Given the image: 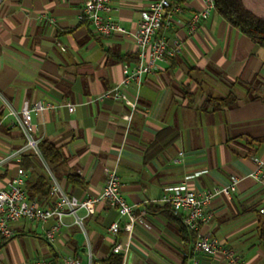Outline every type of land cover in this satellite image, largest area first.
<instances>
[{
	"label": "crops",
	"instance_id": "obj_1",
	"mask_svg": "<svg viewBox=\"0 0 264 264\" xmlns=\"http://www.w3.org/2000/svg\"><path fill=\"white\" fill-rule=\"evenodd\" d=\"M154 1L110 0L105 15L133 31ZM82 2L0 0V187L16 174L27 150L18 124L23 102H49L57 108L32 116L33 137L57 147L61 160L47 165L38 156L23 169L24 187L43 174L81 201L101 194L104 170L113 168L136 220L131 232L112 234L109 225L122 226L125 219L101 201L91 212L76 209L80 224L66 214L47 241L43 231L53 220L42 225L19 219L10 238L0 236V264H61L65 258L109 264L112 254L121 255V264H190L192 242L180 237L166 196L180 184L201 192L234 179L231 198L210 200L212 217L200 232L233 250L236 264H264L257 234L264 185L249 176L253 158L264 161V47L214 7L190 31L191 14L205 3L181 0L171 25L158 31L171 53L156 61L139 87H125L137 96L131 112L120 100L98 97L122 79L124 65L136 62L137 48L130 36H97L78 19ZM174 40L179 48L173 52ZM228 95L233 105L204 107L207 99ZM66 104L73 105L71 112ZM115 244L122 253L113 252ZM197 258L200 264H230L221 254Z\"/></svg>",
	"mask_w": 264,
	"mask_h": 264
},
{
	"label": "built area",
	"instance_id": "obj_2",
	"mask_svg": "<svg viewBox=\"0 0 264 264\" xmlns=\"http://www.w3.org/2000/svg\"><path fill=\"white\" fill-rule=\"evenodd\" d=\"M203 1L205 3L204 7L193 12L190 16L188 22L190 31L194 30L198 22L205 20L214 7L213 0ZM110 9V0H83L78 12V19L88 23L97 36L119 33L130 36L133 40L137 48V61L131 67L124 65L122 79L98 97V99L111 97L120 100L133 112L136 110L137 96H129L125 87L131 82L139 87L143 76L152 72L155 68L156 61L170 52L167 50L165 40L158 35V31L162 27L168 28L173 22V15L179 12L181 8L178 0H156L141 12L133 31L126 30L115 20L105 15ZM39 17H43V15L41 14ZM174 46L173 52L179 48L178 40H174ZM66 106L68 111L73 110V105L66 104ZM56 108L57 105L49 102H23L19 111L18 124L24 135L27 149L31 148L39 154L37 141L33 137L35 125L32 122V116ZM123 118L129 121L131 113L124 115ZM179 156H182V153H179ZM180 158L174 160L179 162ZM253 161L255 162V168L249 176L264 185V161L258 158H253ZM104 171L105 181L99 196L76 201L69 198L57 182L52 181L49 197L53 201L49 205H44L28 198L24 187L25 172L23 169L18 168L7 186L0 187V236L10 238L13 235L11 223L19 219L39 222L42 225L53 220L43 231L44 239L52 241L65 224L66 214L74 216V222L80 224V220L75 215L76 209L84 208L91 212L94 206L101 201L116 208L119 216L125 219L122 226L118 222H113L109 225L108 230L112 234H116L120 229L131 232L136 220L133 205L128 203L122 195L121 181L116 170L105 168ZM235 191L236 180L234 179L229 185L213 187L210 190L201 192L191 190L186 185L180 184L172 187L171 192L166 196L165 200L170 205L173 213L181 215L182 223L196 234L190 249V264H200L197 258L198 254H221L224 260L230 264L237 263L233 250L226 248L215 237L200 232L201 226L209 222L212 217V213L207 209L210 200L216 195H223L229 199ZM258 213L264 216V204L259 207ZM112 250L116 253L123 252L119 244H115ZM34 264L47 263L37 261ZM61 264H80V261L77 258H65Z\"/></svg>",
	"mask_w": 264,
	"mask_h": 264
},
{
	"label": "trees",
	"instance_id": "obj_3",
	"mask_svg": "<svg viewBox=\"0 0 264 264\" xmlns=\"http://www.w3.org/2000/svg\"><path fill=\"white\" fill-rule=\"evenodd\" d=\"M181 0H178V3ZM215 10L233 27L241 33L249 37L252 41L264 47V3L258 0H213ZM137 61V60H136ZM235 102V98L227 96L225 98L215 99L209 98L204 102V107L207 105L213 106H230ZM24 137V135H23ZM26 142V141H25ZM39 154L33 149L28 148L21 155V169H28L33 165V160L41 157L47 165L55 164L61 160V154L57 147L48 141L40 140L37 142ZM51 187L50 180L43 174H37L32 182L25 185V191L29 199L36 200L42 204L44 200L49 198V189ZM169 214L173 216L177 223V231L180 237L187 245L189 241L192 243L196 238V234L188 229L182 223V216L174 214L170 205L167 204ZM260 215V214H259ZM260 215L257 224L258 239L264 246V216ZM109 264H121V255L112 254Z\"/></svg>",
	"mask_w": 264,
	"mask_h": 264
},
{
	"label": "rangeland",
	"instance_id": "obj_4",
	"mask_svg": "<svg viewBox=\"0 0 264 264\" xmlns=\"http://www.w3.org/2000/svg\"><path fill=\"white\" fill-rule=\"evenodd\" d=\"M12 224L14 225L15 223H11V226H12ZM19 224H22V222L21 223L19 222Z\"/></svg>",
	"mask_w": 264,
	"mask_h": 264
}]
</instances>
